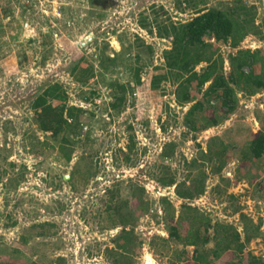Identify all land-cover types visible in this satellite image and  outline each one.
I'll list each match as a JSON object with an SVG mask.
<instances>
[{
	"label": "rangeland",
	"instance_id": "374dc122",
	"mask_svg": "<svg viewBox=\"0 0 264 264\" xmlns=\"http://www.w3.org/2000/svg\"><path fill=\"white\" fill-rule=\"evenodd\" d=\"M193 1L200 7L227 0ZM245 1L256 6L257 23L264 19V0ZM191 5L0 0V264H192L197 252L199 264H264V155L242 157L249 136L264 127V92L237 91L236 108L224 116L214 95L197 94L203 104L191 129L184 117L190 103L175 101L177 80L150 85L152 75L167 74L163 51L171 38L158 29L186 21ZM218 47L227 74L230 54L264 50V38L251 33L235 48ZM56 84L65 100L58 91L44 95ZM52 102L82 109L66 149L64 132L53 137L37 116ZM223 146L211 158L209 147ZM218 157L225 162L215 172ZM170 176L185 187L202 177L204 191L179 198L175 184L160 183ZM195 208L210 222L206 231ZM172 222L180 234L187 223L200 226L207 240L176 241L167 230ZM217 223L231 225L240 240L251 235L241 251L214 254Z\"/></svg>",
	"mask_w": 264,
	"mask_h": 264
},
{
	"label": "trees",
	"instance_id": "16d2710c",
	"mask_svg": "<svg viewBox=\"0 0 264 264\" xmlns=\"http://www.w3.org/2000/svg\"><path fill=\"white\" fill-rule=\"evenodd\" d=\"M191 1L189 0V4L193 3V5L188 7L191 9L192 15L186 21L174 22L169 20L158 29L161 35L171 38L169 48L163 51L167 74L152 75L150 85L152 88H156L160 80L175 78L177 80L174 92L175 101L179 105L190 103L184 116L185 124L188 128L195 129V121L192 120L193 114L203 104L202 100L197 99V94L202 93L204 98L214 95L220 101V110L222 116H224L232 113L236 108L237 91L250 96L264 92V50L238 49L228 56L230 69L225 74L223 71L224 60L218 47V42H227L232 48H235L251 33H258L264 38V19L257 23L256 6L247 3L245 0L219 1L211 6L202 5L200 7H197L196 3ZM141 24L145 26L142 21ZM148 30L151 32L150 28ZM200 63H205L204 67L196 70V66ZM77 69L79 68H76L75 65L72 67L71 72L74 73ZM135 81L140 83L139 75H136ZM207 82L209 84L205 90H202ZM57 91L59 98L65 100V91L58 84L50 86L44 95L51 97L53 92ZM44 101V96L37 98L38 104H42ZM111 104L114 107V103ZM81 110L79 107H66L65 103L52 102L43 106L37 116L41 129L51 131L53 137L57 136L58 132H64L62 139L64 144L60 148L66 149L65 143H72L70 135L78 133L77 130L81 122L78 115ZM217 120V118L210 119L209 123L216 125ZM245 144L242 157L246 158L248 156V160L251 159V161L261 158L264 155V127L250 135ZM70 150V148L67 149L65 153L66 161L70 159ZM224 151L225 146L218 150H211L210 147L208 149L211 158L213 156L217 157ZM194 161L193 159L192 162ZM224 162L225 160L219 158L216 167L213 168L214 171H220ZM160 178V183L164 186L175 184V179L172 176ZM202 180L201 177L198 184L192 181L191 185L186 187L184 182L176 183L174 187L176 195L185 200L195 198L204 191ZM166 203L169 205V202L166 201ZM182 205L183 207H190L185 202H182ZM192 211L194 213H192V216H198V221L204 222L200 223V226L204 224V230L206 231L210 226L209 220H205L196 208ZM185 218L180 219L184 220ZM193 222L191 223L193 224ZM191 223H187L188 226H185V231L180 234L178 224L172 222L167 228L168 233L176 241L184 244L198 245L204 243L208 235L200 237L199 231L203 228L198 225L192 227ZM257 228L255 231L258 230ZM214 229L213 237L217 239L214 249L215 255H219L221 250L227 251L230 248L241 251L251 236L246 235L243 240H240V234L231 225L217 223ZM231 229L232 231H230ZM197 253L194 256L195 262L193 261L192 264H199L203 260L202 254ZM253 264H261V261L256 258Z\"/></svg>",
	"mask_w": 264,
	"mask_h": 264
},
{
	"label": "bare ground",
	"instance_id": "6f19581e",
	"mask_svg": "<svg viewBox=\"0 0 264 264\" xmlns=\"http://www.w3.org/2000/svg\"><path fill=\"white\" fill-rule=\"evenodd\" d=\"M74 103V102H73Z\"/></svg>",
	"mask_w": 264,
	"mask_h": 264
}]
</instances>
